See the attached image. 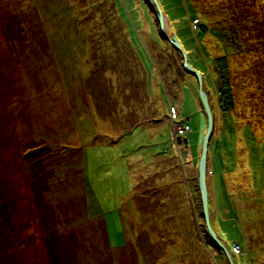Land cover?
I'll return each mask as SVG.
<instances>
[{
  "label": "rangeland",
  "instance_id": "374dc122",
  "mask_svg": "<svg viewBox=\"0 0 264 264\" xmlns=\"http://www.w3.org/2000/svg\"><path fill=\"white\" fill-rule=\"evenodd\" d=\"M159 1L214 110L211 220L234 264H264V0ZM182 62L150 0H0V264H231Z\"/></svg>",
  "mask_w": 264,
  "mask_h": 264
},
{
  "label": "water",
  "instance_id": "95a60500",
  "mask_svg": "<svg viewBox=\"0 0 264 264\" xmlns=\"http://www.w3.org/2000/svg\"><path fill=\"white\" fill-rule=\"evenodd\" d=\"M150 1H152L155 5V13H156L157 22L159 24L160 34L166 39H168L171 42V44L182 54L183 57L182 65L184 70H186L190 74L195 75L198 79L199 97L201 99L203 109L207 115V130L202 141V150H201L200 162L198 167V181H199V190L201 196L202 216L209 236L212 238L214 242H216L222 249L225 250L231 264H234L232 254L230 253L228 247L220 238L211 220L210 195H209V185H208L207 175H208L209 145L215 127V116L212 105L210 103L209 93L205 87L204 74L199 70H197L190 63L189 54L183 47V44L181 43L179 37L174 33L169 34L167 32L166 18L160 1L159 0H150Z\"/></svg>",
  "mask_w": 264,
  "mask_h": 264
},
{
  "label": "trees",
  "instance_id": "16d2710c",
  "mask_svg": "<svg viewBox=\"0 0 264 264\" xmlns=\"http://www.w3.org/2000/svg\"><path fill=\"white\" fill-rule=\"evenodd\" d=\"M160 3H161V1H160ZM162 5V4H161ZM225 56L226 55H224V56H221L220 58H219V60H225ZM42 68H43V66H42ZM224 97L222 98V100H223V102H225V105H223V107H228L229 105H230V101H231V97H232V92H231V90L229 89V87H227L226 89H224ZM226 94H228L227 96H226ZM226 97V99L224 100V98ZM227 102V103H226ZM214 111V110H213ZM180 123V122H179ZM0 133H1V131H0ZM186 140H187V138H186ZM180 141V140H179ZM210 146H211V143H210ZM39 148V147H38ZM38 148H29L26 152H25V154L23 155V157L24 158H32V157H34V156H36V154L37 153H35V150H37ZM72 149H74V148H72ZM76 150H79V148H75ZM32 151H34V152H32ZM39 151V150H38ZM44 151H39V156L38 157H40V156H42V155H44V154H42ZM0 214H1V205H0ZM212 224H213V226H214V223H213V221H212ZM214 228L217 230V228L214 226ZM217 232H218V230H217ZM218 234L220 235V233L218 232ZM221 237H222V235H221ZM223 239H224V237H222ZM23 239V243H25L27 246H29L30 245V247H31V241H29L28 240V238L26 237V238H22ZM30 239H31V237H30Z\"/></svg>",
  "mask_w": 264,
  "mask_h": 264
},
{
  "label": "crops",
  "instance_id": "0c3cea01",
  "mask_svg": "<svg viewBox=\"0 0 264 264\" xmlns=\"http://www.w3.org/2000/svg\"><path fill=\"white\" fill-rule=\"evenodd\" d=\"M187 142H188V139H187ZM164 184H165V186H167V185H171V184H169V182H165ZM159 185H161V184L157 183V186H159ZM157 186H156V187H157ZM161 186H162V188H164V185H163V184H162ZM165 188H166V187H165ZM173 195L175 196V197H173V198L176 199V198H177V197H176L177 193L175 192V194H173ZM162 199H163V201H164L165 203H167V201L169 202V200H170V202H171V199H172V198L170 197L169 199H164V198H162ZM175 199H173V201H174ZM164 202H163V203H164ZM170 202H169V203H170Z\"/></svg>",
  "mask_w": 264,
  "mask_h": 264
},
{
  "label": "built area",
  "instance_id": "2783aa9c",
  "mask_svg": "<svg viewBox=\"0 0 264 264\" xmlns=\"http://www.w3.org/2000/svg\"><path fill=\"white\" fill-rule=\"evenodd\" d=\"M173 112L174 113H176V111H175V109L173 108ZM176 115V114H175ZM183 125V124H182ZM190 127H189V124H186V125H183V126H179L178 127V130H179V132L181 133V132H184V131H187L188 129H189Z\"/></svg>",
  "mask_w": 264,
  "mask_h": 264
},
{
  "label": "bare ground",
  "instance_id": "6f19581e",
  "mask_svg": "<svg viewBox=\"0 0 264 264\" xmlns=\"http://www.w3.org/2000/svg\"><path fill=\"white\" fill-rule=\"evenodd\" d=\"M166 18V17H165ZM182 43V42H181ZM186 50V49H185ZM242 161H244L246 164H247V162H246V158L245 159H242Z\"/></svg>",
  "mask_w": 264,
  "mask_h": 264
}]
</instances>
